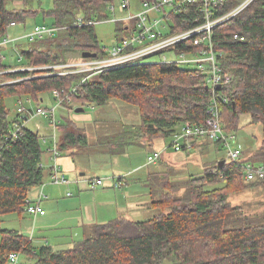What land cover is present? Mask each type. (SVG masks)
Returning <instances> with one entry per match:
<instances>
[{
	"label": "trees",
	"instance_id": "16d2710c",
	"mask_svg": "<svg viewBox=\"0 0 264 264\" xmlns=\"http://www.w3.org/2000/svg\"><path fill=\"white\" fill-rule=\"evenodd\" d=\"M15 1L0 0V39L13 22L22 24L42 9L36 8L37 0H22V7H17ZM113 1L53 0V7L45 13L61 29L53 36L24 37L28 46L22 50L25 58L21 56L20 66L66 63L68 54L76 50L102 53L95 24L109 20ZM225 1L216 15L226 14L244 2ZM197 13L192 6L175 15L173 30L193 27ZM122 29L127 30V23ZM238 33L245 39H235ZM213 40L219 63L233 74V81L217 89V93L188 64H131L96 74L85 83L81 82L86 73L38 77H33L32 71L0 74V264H12V253L25 256L24 262L19 260L18 264H264V204L260 211L249 214L244 206L233 205L230 200L234 193L264 186V179L248 181L244 175L246 163L264 164V135L259 149L243 154V161L226 160L224 165L220 164L224 159L216 161L201 175H190L183 186L171 183L166 172H161L162 178L150 173L152 205L160 211L156 216L141 221L121 217L92 225L84 239L72 247L39 246L19 230L2 227L6 215L22 217L29 213L30 193L44 183L46 176L39 133L24 127L16 139L12 136L17 116L8 118L5 100L9 95L38 98L36 95L55 89L66 96L76 86L71 99L84 106H103L113 100L137 106L140 123H123L120 132L99 141L109 145L114 155L125 153L131 145L173 139L187 122L205 124L215 100L221 107L225 131L235 119L240 122L243 115L251 116V123L264 125V0H254L218 26ZM9 45L2 46L0 54ZM179 49H187L186 44ZM11 68L14 66L0 62V72ZM54 69L34 71L48 74ZM68 101L66 106L71 105L72 101ZM68 125L70 129L58 125L66 129L60 151L88 144L81 129ZM200 142L206 146L224 145L223 141L193 139L191 150ZM181 189L185 191L180 194Z\"/></svg>",
	"mask_w": 264,
	"mask_h": 264
},
{
	"label": "rangeland",
	"instance_id": "374dc122",
	"mask_svg": "<svg viewBox=\"0 0 264 264\" xmlns=\"http://www.w3.org/2000/svg\"><path fill=\"white\" fill-rule=\"evenodd\" d=\"M126 0H114L109 11V20H105L103 22H99L95 24L96 34L99 39V44L102 47H106L107 49H111L116 43L120 42L123 38L130 35L131 30H123L122 27L126 23H130L134 29V23L128 21H121L126 19L130 14H137L140 10H142V1L141 0H128L130 3L129 9L122 10L121 4ZM245 1V0H240ZM14 4L17 7L23 6L22 0H16ZM13 6V5H12ZM35 6L37 9L42 7V9L38 10L34 16L30 15L27 20L22 24H15L11 26L6 31V35L14 39L13 42L7 47V49H3L2 53L7 57L4 60V64L12 65L14 68H11L15 71L23 69L20 64L21 56L24 57L22 53L23 49L27 48V41L23 40L24 37L28 33L34 30V27L38 24H45L49 27L53 28L54 20L48 17L45 11H48L53 7V0H42V5H39V0L35 2ZM241 13V12H240ZM239 13V14H240ZM161 16V15H160ZM59 29H61L59 27ZM159 29V28H158ZM164 32H168L169 29H162ZM30 38V37H29ZM164 57L167 58L168 61H175L180 59V55L176 51H166L162 54H156L151 57L146 58L143 62L147 63H160L164 61ZM68 62L66 63H56L52 66H56L54 72L59 74H64L67 69L65 65L68 63H77L83 61L82 59V50H76L73 53L68 54ZM47 65L34 66L33 68H37V70L41 69V67H45ZM50 66V65H48ZM32 67V66H30ZM26 68V67H25ZM44 70V69H43ZM32 76H46L52 75L50 73H37L32 70ZM53 72V73H54ZM37 73V74H36ZM56 90L45 91L39 95H36L35 98L32 95H9L6 98V106L8 107V118L9 120H13L16 116H18V108L20 106H24L26 109L37 110L39 107L47 108L52 110L54 107H58L59 102L55 99ZM65 97V96H63ZM70 98H72L70 96ZM31 100V101H30ZM70 101L69 106H66L65 102H63L62 106L57 108L56 111V119L59 121L60 125L68 126L67 128H71L73 124L76 127L81 129L83 133L87 135L88 144L81 145L78 144L76 147L77 152V162L79 165V170L76 176H72L71 173L66 175L67 179L72 184H86L89 193H96V191H101L103 189V185L98 186L96 188H91L89 182L91 180L96 179L97 177H101L105 183L112 185L115 181H122L120 178L124 177V185L120 188L113 187L116 192H119L121 188L130 187L132 193H145L143 197H150L149 186H147V173L149 171L155 170V173H158L157 176L162 178L163 174L161 172H166L167 177L171 181V183H177L179 185H184L185 182L189 180L190 175L199 176L202 174L204 168L213 167L216 161L220 160H228L229 155V147L227 145H210L206 146L205 143H198L195 145L196 148L193 150H181L179 152L175 151L174 147L171 146L173 139H159L156 140L155 146H150L148 143H141L131 145L126 149V152L120 155H114L111 151V148L107 144H101L99 141L106 135H113L120 130H122V124L124 123H140L141 117L138 112V108L135 105L130 103L121 101V100H113L106 105L103 106H93V105H83L81 101H77L75 99ZM69 102V101H68ZM79 107H84V111L77 112L76 109ZM251 116L243 115L241 116L240 122L235 119L230 127L226 129V133L228 136H233L231 142L232 148H238L243 151V154H250L256 152L260 145L261 140L264 135V125L262 122H252ZM226 123V120H225ZM239 123V124H238ZM25 127L38 132L41 141L43 142V149L45 151L44 156L47 153V149L54 147V144L51 142L53 131V117L52 116H35L30 117L25 122ZM62 126L57 127L56 135L58 142L61 143L65 128L62 129ZM48 137V143H45L44 138ZM163 151L162 158L155 164L148 163V153L155 151ZM69 149V148H68ZM67 149V150H68ZM67 150H63L66 152ZM75 150V149H74ZM164 157V158H163ZM243 161V160H242ZM51 166L54 164V160H51ZM144 164V169L138 173L132 174L131 176H115L114 173H117L116 170H126L129 171L139 165ZM85 172L87 175L85 177H81L80 173ZM65 173V172H64ZM66 174V173H65ZM111 175V176H110ZM165 175V177H166ZM164 177V176H163ZM48 180V179H47ZM50 182L52 183L51 176ZM156 181V178H155ZM48 184V181L44 183L43 192L45 193L46 189L44 187ZM71 184V185H72ZM156 185V184H155ZM158 186V185H157ZM55 188H63L66 187L63 184L53 186ZM100 188V189H99ZM106 190L110 191V188ZM184 189H181V192H184ZM47 192V191H46ZM77 193L82 194L77 191H69L65 188L60 191L63 195L67 193ZM72 193V194H74ZM91 194V195H92ZM86 204L90 202V206L87 209L81 210H72L69 208L63 214L60 215L61 219H64L60 225H56L57 227L51 228L46 236L52 244H58L61 242L66 244L72 240L76 242H80L84 239V230L85 221L88 219L92 220V217L95 216V223H99L104 217V213L102 217H99L97 214L96 202L93 200L89 201L88 197H85ZM150 200V199H149ZM230 200L233 205H242L245 210L249 214H253L255 211H260L262 205L264 204V186L258 185L254 187L252 190L248 189L243 193H234L230 196ZM48 208V207H47ZM159 209H149L145 210L144 213L135 218L134 220H146L156 216L159 213ZM31 219L28 216H23L20 218L17 214H9L5 216V221L2 224L3 228L16 229L19 230L22 234L27 236L32 235V231H27L25 222L23 219ZM24 221V222H22ZM27 222V221H26ZM25 222V223H26ZM90 222V221H88ZM92 222V221H91ZM33 238V236H32ZM2 240V235L0 234V241ZM73 242V241H72ZM57 246V245H55ZM64 246V245H63ZM67 246V245H66ZM69 246V245H68ZM65 248V247H63ZM25 256H20V263L24 262Z\"/></svg>",
	"mask_w": 264,
	"mask_h": 264
},
{
	"label": "built area",
	"instance_id": "2783aa9c",
	"mask_svg": "<svg viewBox=\"0 0 264 264\" xmlns=\"http://www.w3.org/2000/svg\"><path fill=\"white\" fill-rule=\"evenodd\" d=\"M254 0H245L237 8L223 15H216V10L225 6V0H153L143 1L142 10L137 14H130L126 19L121 21H128L134 23V29L130 23H127V30H131L130 35L123 38L120 42L116 43L111 49L103 47L102 53H98L95 58H82L81 63H68L65 65L67 71L64 74L71 73H86V77L81 83H85L89 78L96 74L123 67L126 65L143 63V61L156 54H162L166 51H176L180 55V59L175 61H168L164 57V61L160 63L170 64H188L192 65L197 75H202L207 81L208 87H210L214 93H217V89L221 88L225 84H229L233 81V74L223 69V66L219 63V54L215 49L213 40L214 30L237 16L246 7H248ZM130 3L128 0L121 4V9H129ZM192 6L197 9V16L195 17V24L193 27L181 31H174L172 24L174 23L173 17L178 14H183ZM111 8L114 9L112 6ZM161 15V16H160ZM16 23H12L14 26ZM159 28V29H158ZM162 29H169L168 32H164ZM59 30L58 27H49L48 25H37L33 31L28 33L26 37L35 39L37 37L53 36ZM235 39L244 40V36L241 33L235 35ZM14 39L8 36H4L0 39V48L2 46L9 45ZM183 44H186L187 49H179ZM178 48V49H177ZM177 49V50H175ZM193 49V50H191ZM7 57L2 53L0 54V62L6 60ZM22 57L20 58V62ZM56 66H45L43 69H52ZM37 68L23 67L19 71H32ZM40 70V69H39ZM13 69H8L0 72L9 73L14 72ZM56 75L57 73H50ZM58 75V74H57ZM63 75V74H59ZM34 77V76H33ZM32 78L26 77L25 79ZM23 80V79H20ZM76 92V86L71 89V92L63 97L64 91L56 90L55 99L59 102L58 107L62 106L63 102L67 99L70 101V96ZM227 99L224 98V101ZM31 101V100H30ZM58 107H54L52 110L39 107L37 110H28L24 106L18 108L17 121L15 127L12 130V136L16 139L19 133L25 127V122L30 117L35 116H52L53 117V131L51 142L54 147L50 148L52 153V159L54 160L53 166H51V180L53 184H66L70 183L66 174L62 170L57 159L61 156L59 148V142L57 139L56 131L59 125V121L56 119V111ZM209 116L205 124H191L187 122L183 127L182 132L176 133L173 137L171 146L175 151L191 150L194 146L193 139H208L211 142L223 141L224 145L229 147L228 161L241 162L243 157V151L240 147L232 148L231 140L233 136H228L224 129L222 121L221 107L218 100H215L208 112ZM45 143L48 142V137L44 138ZM186 146H185V145ZM185 147V148H183ZM163 151H155L148 156V163H157L163 156ZM245 178L248 181L263 180L264 179V164H254L252 162L246 163L244 167ZM121 179V178H120ZM115 181L114 187L120 188L124 185V180ZM91 188L104 185L102 178H96L89 182ZM71 195V194H69ZM46 195L42 192L38 198L32 200L28 206V212L30 215L38 216L45 215L46 211L42 208L41 202ZM20 260L19 253H12L10 255V262L12 264H18Z\"/></svg>",
	"mask_w": 264,
	"mask_h": 264
},
{
	"label": "crops",
	"instance_id": "0c3cea01",
	"mask_svg": "<svg viewBox=\"0 0 264 264\" xmlns=\"http://www.w3.org/2000/svg\"><path fill=\"white\" fill-rule=\"evenodd\" d=\"M155 142L156 141H154L153 143L149 145L153 147L155 146ZM76 147L77 146L69 147V149L66 152L61 151V156L57 159V162L60 164L62 170L66 173V175L71 173L72 176H76L75 174H77L78 171H81L79 170L80 168H79L77 158H76L77 156ZM153 151H155V148ZM151 153L152 152H149L148 156ZM51 160H52V153L50 152V149L48 148L46 155L45 156L43 155V166L46 171L44 183L48 181V184L47 185L45 184L46 186L44 187V190L46 189L47 192L46 191L45 193L43 192V187H42L44 185L43 183L42 185L35 187L30 193L31 200H35L36 198H38L42 192L46 195V197L42 199V202H41V206L46 211V214L33 216L27 213L25 216H28L31 219L30 220L29 219L26 220V218L23 219L25 222L27 221L26 223L22 221L24 222L23 225H25L28 233L29 231H32L31 232L32 235L29 237L32 238L33 236L34 243L36 245L40 246L43 244H51L54 246L55 249H63V247L69 248V247L74 246L77 243L74 240H72L73 242L70 241V242H67L66 244H63L61 242H58V244H52V242L47 239L46 234L51 228L57 227L56 225H60V223L64 221V219H61L60 215L63 214L69 208H72V210L76 209V210H81V211H83L84 209H87L91 204L90 202L86 204L85 197H88L89 201L93 200L97 203L95 205L97 208L96 215H98L99 217H102V214L104 213L105 218H102L101 220H99L100 222L97 224H105V223L110 222L111 220H114L116 218H121V217H126L128 219L134 220V217L137 218L141 216L145 210H149V209L155 210V208L152 205V196H151L150 187L148 191L149 193H147V194H150V197H149L150 200L148 199V197L146 198L143 197V195L145 194L143 192L139 194L132 193V190L130 187H126V188L124 187L123 189L121 188L119 192H116L119 189H115L113 187L114 184L112 185V183L110 184L105 183V185L101 187L103 189L99 188L101 191H96V193L94 194L89 193L87 191L89 187H87V185L84 183L82 184L79 183V185L72 184V183H66V184H63L64 186H66V187H63L65 188V191L66 190H69V191L73 190L77 192L79 191L82 194H77L74 192H72L74 193L72 194L68 192L66 195L62 196V193H60V191H62L63 188L53 187V186L61 185V184L49 183L50 182L49 179L51 176V163H50ZM143 166L144 164L139 165L133 169H130L129 171L116 170L117 173H114V175L120 176L123 174L126 177L131 176L132 174L142 171L144 169ZM150 173H155V170L149 171V173H147V178H146L147 186H149L148 179H149ZM80 174H81L80 175L81 177H85L87 175V173L85 172H81ZM97 178H101V177H97ZM107 188H110L111 190L108 191L106 190ZM20 218H23V216ZM136 221H141V220H136ZM84 223L85 224L82 225L84 227V230H82V232L84 233V236H85L88 228L96 224L95 216L92 217V220L88 219Z\"/></svg>",
	"mask_w": 264,
	"mask_h": 264
},
{
	"label": "water",
	"instance_id": "95a60500",
	"mask_svg": "<svg viewBox=\"0 0 264 264\" xmlns=\"http://www.w3.org/2000/svg\"><path fill=\"white\" fill-rule=\"evenodd\" d=\"M98 56V53L97 52H93V51H89V50H86V51H83L82 52V57L83 58H95ZM220 88V87H219ZM77 112H81V111H84V107H79L76 109ZM226 163V160L224 159L223 161H221V165H224Z\"/></svg>",
	"mask_w": 264,
	"mask_h": 264
}]
</instances>
